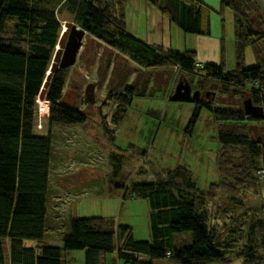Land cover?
Here are the masks:
<instances>
[{
  "label": "trees",
  "instance_id": "trees-1",
  "mask_svg": "<svg viewBox=\"0 0 264 264\" xmlns=\"http://www.w3.org/2000/svg\"><path fill=\"white\" fill-rule=\"evenodd\" d=\"M124 1L0 0V264H66L65 251L73 249L84 251L83 264H101L105 254L113 252L124 264H155L158 259L178 264H231L237 259L242 264H264V219L250 220L246 241L238 249L225 246L220 232L208 222L207 194L216 182L205 191L182 165L168 169L164 180L120 183L123 197L148 201L149 240H136L129 225L115 224L102 216L70 219L62 245L43 239L52 146L48 135L33 132V106L61 32L56 9H67L73 15L72 22L123 53L140 69L165 68L172 74L171 69L177 66L179 79L192 82L195 88L205 89L203 86L216 83L221 91L232 89L237 99L228 103L192 100L195 107L188 129L205 107L218 124L219 169H223L220 161L230 148L261 156L253 169L262 165V148L251 134L254 129H264V114H246L241 102L249 97L264 113V15L255 0H221L220 9L232 12V69L226 67L224 54L219 63H201L191 50H166L131 35L125 27ZM150 1L184 32L209 33L201 25L199 0ZM7 23L11 29H6ZM248 46L256 61L251 66L244 65V49ZM151 78L141 84L126 83L123 90L113 94L116 106L112 121L122 118L133 96L147 93ZM65 82L64 68L57 69L49 79L44 92L49 119L83 122V111L61 102ZM184 232L190 234V242H179L178 246L174 236ZM26 239L37 240V244L26 245Z\"/></svg>",
  "mask_w": 264,
  "mask_h": 264
},
{
  "label": "rangeland",
  "instance_id": "rangeland-1",
  "mask_svg": "<svg viewBox=\"0 0 264 264\" xmlns=\"http://www.w3.org/2000/svg\"><path fill=\"white\" fill-rule=\"evenodd\" d=\"M130 1L127 0L126 5ZM202 1L207 5L208 1L215 2ZM144 2L151 6H142L140 17L144 22L143 13H146L149 28L153 26L152 10L156 8L150 0ZM210 7L208 5L212 10ZM55 11L61 28L64 22L73 21L67 9ZM223 16L225 33L222 39L226 46L230 32L227 28L232 24L227 23L228 13ZM10 25L7 23L6 29H11ZM56 46L57 42L51 55ZM118 52L85 33L75 63L64 68L63 102L83 111L86 115L83 122L52 121L44 93L35 98L33 132L48 135L52 146L43 239L53 245H62L70 219L102 216L115 224L129 225L136 240H149L148 201L123 197L124 188L120 183L164 180L168 169L182 165L199 188L207 191L216 182L207 194L208 222L220 232L225 246L238 249L246 241L250 220L264 219V176L257 174L258 166L253 169L254 162L261 161V156L256 158L241 152V148H230L221 156L223 169H219L216 163L218 124L209 111L202 107L188 129L194 102L168 98L180 73L173 68L172 74L165 68L140 69ZM255 62L252 48L246 47L244 65L251 66ZM148 76L152 78L147 93L133 96L122 118L112 121L116 106L113 94L123 90L126 83L141 84ZM88 83L94 84L93 102L84 92ZM203 87H207L202 89L207 93L204 100L228 103L237 99L232 89L221 91L216 83ZM251 137L254 140L259 137L260 142H264V129L252 130ZM174 240L177 245L183 241L188 243L190 234L177 233ZM24 243L33 246L37 240L26 239ZM64 256L66 264L84 262V251L80 249L66 250ZM102 261L101 264H124L115 252L106 253ZM155 264L178 263L158 259Z\"/></svg>",
  "mask_w": 264,
  "mask_h": 264
},
{
  "label": "crops",
  "instance_id": "crops-1",
  "mask_svg": "<svg viewBox=\"0 0 264 264\" xmlns=\"http://www.w3.org/2000/svg\"><path fill=\"white\" fill-rule=\"evenodd\" d=\"M124 3V21L127 32L136 38L157 47L166 50H173L183 52L191 50L194 52V58L197 62H211L219 63L222 54L225 56V65L228 69H232L235 65V48L233 43V19L231 22V12L226 9H220L221 0L215 2L208 1V5L212 10L208 9L207 3L202 0V19L201 25L203 28H208L207 34H196L184 32L177 26L165 13L161 12L159 8L154 5L156 9L152 10L153 26H146L149 23L144 16V22L140 15L145 5L144 0H131L130 3ZM262 14L264 15V0H255ZM126 7V8H125ZM130 8V10L128 9ZM135 9V11H133ZM220 12V14L218 13ZM228 13L227 23L232 24L228 33L229 42L225 46L222 39V34L225 33V19L224 14ZM144 23V24H143ZM224 49V50H223ZM216 263V262H215ZM232 264H242L240 259H237Z\"/></svg>",
  "mask_w": 264,
  "mask_h": 264
},
{
  "label": "water",
  "instance_id": "water-1",
  "mask_svg": "<svg viewBox=\"0 0 264 264\" xmlns=\"http://www.w3.org/2000/svg\"><path fill=\"white\" fill-rule=\"evenodd\" d=\"M86 30L78 26L72 21H66L63 23L61 32L57 40V46L53 52L50 60V64L47 68L45 78L43 80L42 86L43 93L47 87L51 75L59 68H66L75 63L77 53L82 45V39ZM94 87L93 83H88L84 90L87 99L93 102L92 89ZM207 94V93H206ZM203 96L202 98L206 97ZM43 95V94H42ZM200 96L199 90H191V85L187 80L179 79L176 83L173 93L171 95V100H197ZM201 98V99H202ZM63 96L61 97V102H63ZM244 112L248 115L252 114L255 116H263V108L259 105L252 103L249 97L243 99L242 101ZM260 138L256 139L260 142ZM262 146V164L264 165V142H260Z\"/></svg>",
  "mask_w": 264,
  "mask_h": 264
},
{
  "label": "built area",
  "instance_id": "built-area-1",
  "mask_svg": "<svg viewBox=\"0 0 264 264\" xmlns=\"http://www.w3.org/2000/svg\"><path fill=\"white\" fill-rule=\"evenodd\" d=\"M199 66H202V64L200 63L199 64ZM173 70H174V72H178V67L177 66H175L174 68H173ZM257 174L259 175V176H264V165L262 164L257 170Z\"/></svg>",
  "mask_w": 264,
  "mask_h": 264
},
{
  "label": "flooded vegetation",
  "instance_id": "flooded-vegetation-1",
  "mask_svg": "<svg viewBox=\"0 0 264 264\" xmlns=\"http://www.w3.org/2000/svg\"><path fill=\"white\" fill-rule=\"evenodd\" d=\"M188 82H189L190 85H191V90H192V91H194V90H199V91H200V96H199L198 99H200V98H202L203 96H205L204 90H202V89H200V88H195V87L193 86L192 82H190V81H188ZM202 99H204V98H202ZM259 143H260V142H259ZM261 148H262V146H261Z\"/></svg>",
  "mask_w": 264,
  "mask_h": 264
},
{
  "label": "bare ground",
  "instance_id": "bare-ground-1",
  "mask_svg": "<svg viewBox=\"0 0 264 264\" xmlns=\"http://www.w3.org/2000/svg\"><path fill=\"white\" fill-rule=\"evenodd\" d=\"M41 89H43V87H42ZM42 94H43V92L40 91V92H39V96L42 97Z\"/></svg>",
  "mask_w": 264,
  "mask_h": 264
}]
</instances>
